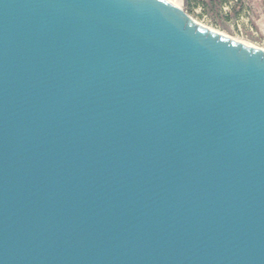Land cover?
<instances>
[{"label": "water", "instance_id": "95a60500", "mask_svg": "<svg viewBox=\"0 0 264 264\" xmlns=\"http://www.w3.org/2000/svg\"><path fill=\"white\" fill-rule=\"evenodd\" d=\"M0 264H264V49L168 0H0Z\"/></svg>", "mask_w": 264, "mask_h": 264}, {"label": "rangeland", "instance_id": "374dc122", "mask_svg": "<svg viewBox=\"0 0 264 264\" xmlns=\"http://www.w3.org/2000/svg\"><path fill=\"white\" fill-rule=\"evenodd\" d=\"M168 1L179 6L183 12H185L190 18L195 20L197 23L212 30H216L236 40H241L244 43L264 49V34L256 31V35L246 33L241 36L230 27L231 21H234L242 13V11L240 10L241 5L232 3V7H229L230 10H226V13L228 14V16H226L222 13H219L220 9H218V3L213 4L210 0ZM199 6H201L203 9H197V7ZM238 12L239 14L237 15ZM261 16L262 13L259 9H256L255 7H253L251 11H249V21L251 22V24L256 25V27H260L261 24L264 25V18Z\"/></svg>", "mask_w": 264, "mask_h": 264}, {"label": "built area", "instance_id": "2783aa9c", "mask_svg": "<svg viewBox=\"0 0 264 264\" xmlns=\"http://www.w3.org/2000/svg\"><path fill=\"white\" fill-rule=\"evenodd\" d=\"M233 0L228 1L223 5V10L226 11L229 9ZM197 9H203L201 6ZM205 16V15H204ZM206 17V16H205ZM230 27L239 35L243 36L246 33L256 35L257 32L249 21V10H244L242 13L234 20L231 21Z\"/></svg>", "mask_w": 264, "mask_h": 264}, {"label": "crops", "instance_id": "0c3cea01", "mask_svg": "<svg viewBox=\"0 0 264 264\" xmlns=\"http://www.w3.org/2000/svg\"><path fill=\"white\" fill-rule=\"evenodd\" d=\"M232 3H236V4L241 5V9H240L241 11H244V10L251 11V9L253 7H255L256 9H259L260 10V12L262 13V16L261 17L264 18V10H261V9H264V0H233ZM224 4L225 3L219 4V8H218V9H220L219 13H222V14L228 16V14L226 13V11L223 10V5ZM230 7H232V5H230ZM228 10H230V9H228ZM238 14H239V12L237 13V15ZM253 26H254V29L257 32H260V33L264 34V25L263 24H261L260 27H256V25H253Z\"/></svg>", "mask_w": 264, "mask_h": 264}, {"label": "trees", "instance_id": "16d2710c", "mask_svg": "<svg viewBox=\"0 0 264 264\" xmlns=\"http://www.w3.org/2000/svg\"><path fill=\"white\" fill-rule=\"evenodd\" d=\"M211 1V3H213V4H217L218 3V5L219 4H221V3H227L228 1H230V0H210Z\"/></svg>", "mask_w": 264, "mask_h": 264}, {"label": "bare ground", "instance_id": "6f19581e", "mask_svg": "<svg viewBox=\"0 0 264 264\" xmlns=\"http://www.w3.org/2000/svg\"><path fill=\"white\" fill-rule=\"evenodd\" d=\"M173 4V3H172ZM175 5V4H174ZM175 6H177V5H175ZM177 7H179V6H177ZM180 8V7H179ZM210 29V28H209ZM212 30V29H211ZM214 31H216V30H214ZM238 41H240L241 43H244L243 41H241V40H238ZM247 44V43H246Z\"/></svg>", "mask_w": 264, "mask_h": 264}]
</instances>
